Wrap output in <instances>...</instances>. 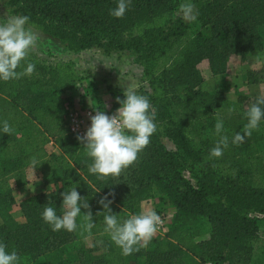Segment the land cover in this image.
Here are the masks:
<instances>
[{
    "label": "trees",
    "instance_id": "trees-1",
    "mask_svg": "<svg viewBox=\"0 0 264 264\" xmlns=\"http://www.w3.org/2000/svg\"><path fill=\"white\" fill-rule=\"evenodd\" d=\"M1 1L11 15L28 16L33 28L71 52H133L149 86L138 94L150 99L157 126L137 164L118 178L101 180L89 172L93 161L66 120L74 104L66 92L77 83L74 62L44 66L29 58L35 65L31 76L0 80V242L6 250H15L20 264H264V243L255 250L264 225V120L243 143L232 142L236 133L243 135L246 112L258 97L240 95L230 102L222 89L203 88L199 69L207 60L212 75H222L233 58L246 63L264 51V0H191L199 13L191 23L176 15L187 0H132L123 18L110 15L118 0ZM247 84L264 85V66L247 73ZM111 96L117 110V97L123 100L124 94ZM218 119L228 147L216 158L210 151L220 140ZM5 120L11 134L2 130ZM50 142L63 155H53L56 164L47 176L55 183L61 179V187L23 202L26 222L20 223L11 213L16 205L12 181L25 183V168L33 158L46 159ZM72 187L90 206L76 218L81 226L91 211L95 227L90 233L82 227L53 231L42 218L46 206L63 215L62 193ZM105 197L121 222L139 214L145 201H159L158 210L172 205L169 232L123 255L104 231V214L98 215L105 211L100 203Z\"/></svg>",
    "mask_w": 264,
    "mask_h": 264
},
{
    "label": "clouds",
    "instance_id": "clouds-1",
    "mask_svg": "<svg viewBox=\"0 0 264 264\" xmlns=\"http://www.w3.org/2000/svg\"><path fill=\"white\" fill-rule=\"evenodd\" d=\"M132 0H118V5L110 11V15L115 18H123L130 8ZM196 5L187 0L181 3L177 16L185 22L191 23L198 17ZM38 36L30 25L28 16H9L4 23H0V80L9 82L19 80L24 76H31L35 71V65L29 62L31 53L37 46ZM26 64V67H25ZM18 69H22L18 71ZM125 99L117 97V102L121 107L116 114L107 115L103 110H96V114L91 117V126L87 129L85 136L78 137L86 146V154L92 159L88 168L91 174L97 175L101 180L112 177H120L126 170L139 162V155L149 145L150 138L157 131L155 123L156 113L150 99L138 94V92L128 87L124 91ZM264 93L257 98L246 112L248 123L243 127V135L236 133L233 139L234 144L243 143L245 137H251L254 130L259 129V125L264 120ZM224 129L223 120H217L215 131L218 136ZM3 132L11 134L12 128L7 120L3 121ZM228 147V137L220 136L217 145L211 149L210 156L222 157L223 149ZM31 167H37L35 158L31 161ZM63 215H57L56 209L46 206L42 213V218L48 223L53 231L66 230L68 232L77 231L82 227L85 231L91 232L95 227L92 213L88 211L85 215L86 223L78 226L77 216L82 208L89 209L87 200L80 195L76 187L70 191L62 193ZM107 197L101 199L104 214V231L111 240L122 250L125 256L140 251L147 246L161 224V217L155 211H141L139 214L130 215L121 222L110 208L111 201L105 202ZM7 246L0 242V264H20V257L15 250L10 253Z\"/></svg>",
    "mask_w": 264,
    "mask_h": 264
},
{
    "label": "rangeland",
    "instance_id": "rangeland-1",
    "mask_svg": "<svg viewBox=\"0 0 264 264\" xmlns=\"http://www.w3.org/2000/svg\"><path fill=\"white\" fill-rule=\"evenodd\" d=\"M9 16L13 15L8 12L3 2L0 0V23L6 22ZM33 30L38 36V41L36 48L30 55V58L38 60L44 66H55L59 63L63 64V62H69L72 60L71 58H75L76 54L74 55V52L67 50L57 40L43 34L35 28H33ZM201 31L205 37H210L209 30L202 29ZM262 35L264 40V27L262 29ZM90 50H92V55L85 56L80 62L78 69H75L77 81L76 86L66 92V97L73 100V102L81 105L88 104L90 106H109L113 108L115 98L113 99L111 92L117 95L121 93L124 94V91L118 87H114V85L108 84L110 80L109 77H113L114 74L119 76L128 75V71L133 78V82H135V86L133 88L137 92L141 89L149 91V86L143 77L142 67L136 63L133 52L123 51L112 53L108 55L109 57L107 58L115 59L116 64L109 65L107 63V66H104L105 64H103L101 56H105L106 54H104L101 49L93 48ZM263 55V52L254 53L249 57L246 63H242L238 58H233L227 72L217 76L212 75L209 62L207 60L203 61L199 65V69L204 78L203 88L206 90L222 89L225 98L230 102H236L240 95L250 97L260 95L261 89L259 85L247 84V73L258 70L263 66ZM98 96H101V99H98ZM163 143L168 150L174 149V145L170 140L164 138ZM260 149L262 155L264 156V144L260 145ZM184 176L194 186L196 185V180L191 174L185 172ZM152 202L154 203L152 204ZM155 206L160 207V202L155 200L145 201L142 203V209L145 211L152 210ZM162 207L167 214V231L164 234L155 235L154 239L164 238V236L169 232L175 214V209L172 205L167 204ZM259 236L260 240L255 245L256 253L258 252L260 246L264 243V225L260 228Z\"/></svg>",
    "mask_w": 264,
    "mask_h": 264
},
{
    "label": "crops",
    "instance_id": "crops-1",
    "mask_svg": "<svg viewBox=\"0 0 264 264\" xmlns=\"http://www.w3.org/2000/svg\"><path fill=\"white\" fill-rule=\"evenodd\" d=\"M262 52L264 53V51ZM262 52H259V53H262ZM91 53H92V50H85V51H81L78 53H74V55L76 54L75 58H71L72 59L71 61L75 63V68L78 69L80 62L84 59V57L87 55H92ZM107 57L109 56L108 55L101 56L103 64H105L104 66H107L106 65L107 63L109 65L116 64L115 59H110ZM101 58H98V59H101ZM263 66H264V63H263ZM109 78L110 80L108 84L114 85V87H118L119 89L123 91H125V89L128 87L133 88L135 86V82H133V78L129 74V71H128V75L119 76L117 74H114L113 77L111 76ZM252 85H259L261 89V93L260 95L256 97H260L261 94L264 92V85L263 84H252ZM98 99H101V96H98ZM45 149L47 151L48 156L46 157L44 161H41V162L37 161V167L35 169H33L31 165L25 168L24 175H25L26 181L24 184L16 185L14 184L15 180L13 179L12 181L16 205L13 207V210L11 213L13 217L20 223L26 222V218L24 217L22 210H21V206H20L23 202L31 200L43 193L53 192L57 190L59 187H61V184H62L61 179L56 180L57 182L55 183V181L48 178L47 174L48 172H50V169H53L55 167V164H56V162L53 159V155H56L59 157L63 155V152L56 144H54V142L48 143ZM47 166L49 167V169L47 168ZM153 203L154 202H152V204ZM1 221L2 220L0 218V223Z\"/></svg>",
    "mask_w": 264,
    "mask_h": 264
},
{
    "label": "built area",
    "instance_id": "built-area-1",
    "mask_svg": "<svg viewBox=\"0 0 264 264\" xmlns=\"http://www.w3.org/2000/svg\"><path fill=\"white\" fill-rule=\"evenodd\" d=\"M97 109L103 110L109 116L114 115L117 112V110H114L109 106H90L88 104L81 105L75 102L72 106L68 107V114L66 118L68 128L80 145H83V142L78 139V137L85 136L87 129L91 126V117L96 114ZM151 211H155L161 217L162 221L156 235L166 233V212L163 210H158L155 207Z\"/></svg>",
    "mask_w": 264,
    "mask_h": 264
}]
</instances>
